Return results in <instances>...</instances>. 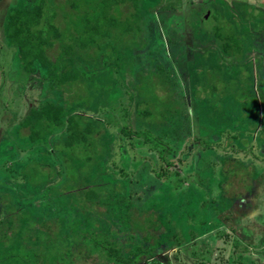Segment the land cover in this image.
<instances>
[{"label":"rangeland","instance_id":"rangeland-1","mask_svg":"<svg viewBox=\"0 0 264 264\" xmlns=\"http://www.w3.org/2000/svg\"><path fill=\"white\" fill-rule=\"evenodd\" d=\"M44 1L42 11H46V0L0 2V220L5 218V197L9 196L14 205L29 210L36 223L26 229L31 232L28 239L35 238L33 245L46 242L40 225L53 218H59L60 232L71 236L69 220L74 215L58 194L59 177L34 186L20 173L32 160L59 167L58 159L49 152L62 132L55 130L45 143L33 145L24 136L28 131H19L31 107L46 100L61 103L62 92L52 87L48 68L38 60L33 61L32 70H25L21 49L10 36L11 29H6L11 13L34 9ZM142 4L145 21L137 44L116 50L112 56L117 60L103 44L96 63L86 61L89 69H103L102 74L90 73L88 78L93 83L95 77L98 84L90 105L65 102L73 104L66 113L83 112L95 126L104 128L105 151L87 181H120L118 193L132 195L130 200L138 212L159 215L166 231L157 241L155 264L168 259L171 264H264V26L258 24L264 22L259 15L264 12V0H142ZM126 10L118 19L129 15ZM192 11L202 22L206 20L204 27L190 18ZM225 20L240 23L244 47L240 59L229 56L223 41L213 35L215 25L221 26ZM30 23L28 20L27 25ZM56 24L65 26L61 13ZM59 43L57 40L51 53L59 52ZM159 64L182 81L177 91L184 113L162 125H155L152 117L140 124L137 111L125 109L139 105L141 77L148 70L156 71ZM206 66L225 82L236 81L230 94L211 89L198 92L197 85H207L211 79ZM108 82L111 86L104 87ZM127 91L134 95L131 104ZM159 93L163 95L165 90ZM143 103L139 106L144 107ZM128 127L133 128L131 137L123 133ZM231 156L238 158L244 174L249 175L243 179L249 181L242 184L233 179L226 187L224 174L228 178L242 168L223 172L226 158ZM111 199L117 201V197ZM118 206L108 208L112 215L97 219L90 217L93 212L78 214L75 210L76 221L86 231L100 223V230L111 232L127 257L148 242L140 231H131L126 217L128 201L123 209ZM24 233L16 236L17 247Z\"/></svg>","mask_w":264,"mask_h":264},{"label":"trees","instance_id":"trees-1","mask_svg":"<svg viewBox=\"0 0 264 264\" xmlns=\"http://www.w3.org/2000/svg\"><path fill=\"white\" fill-rule=\"evenodd\" d=\"M43 5L45 1L37 3L34 9L17 10L11 13L6 29H11L10 36L15 37L19 46L16 45L21 49V57L26 60L25 70H32L33 61L38 60L48 68V78L53 83L52 87H57L62 92L61 103L46 100L42 102V105L35 104L30 109V115H27L22 122L19 131L21 133L28 131L24 136H29L33 145L45 143L46 136L55 130L62 132L55 148L49 152L56 156L59 167L54 169L44 161L32 160L28 162L25 169L20 171L21 177L26 178L34 186L59 177L58 194L65 198L63 204L69 206L74 215L76 210L78 214L93 212L91 218H105L113 214V211L108 208H116V205H120L117 209H123L125 202L128 201L126 217H128L131 231L143 233L148 244L142 246V249L137 246V251H132L126 257L121 244L111 235V232L100 230L101 228L98 227L100 223L91 231L82 229L80 226L83 223L80 220L76 221L78 219L76 214L69 220L73 228L71 236L60 232L62 224L59 218H53L40 225L44 230L42 240L46 242L42 241L38 245H33L35 238L28 239L27 236L31 232L26 230L36 226L32 215L29 210L27 212L24 208L14 205L11 198L6 196V205L3 209L5 218L0 220V264H155L156 254L159 251L157 241L166 231V225L162 223L158 214L138 212V208L133 206L130 200L132 195L127 197L119 194L118 190L121 189L122 182L114 184L87 181L91 170L100 161L105 151L104 128L102 125L95 126L83 112L66 113L71 110L73 104L69 103L72 101L85 103V107L90 105L93 99L92 92L98 88V84L95 77L93 83H90L88 78L90 73L102 74L103 69L99 67L89 69L86 61L96 63L98 52L103 44L106 45L112 59L114 58L112 54L122 49L124 45L137 44L145 21L142 14V0H56L55 2L46 0V11H42ZM126 7L125 13L129 15L118 19L123 15V9ZM59 13L64 18V28L56 24ZM34 14L38 17L31 18ZM259 15H262L260 19H264L263 11ZM189 16L193 18V21L198 20L201 27L206 25L204 23L206 20L202 22L198 19L195 11L194 13L192 11ZM247 16L249 18L250 13H247ZM28 20L31 21L30 25H27ZM256 20L258 22V19ZM258 24L264 26V22H258ZM216 26L213 28V35L223 41L222 46L229 56L240 59L244 47L241 42L243 33L238 29L239 21L233 24L225 20L221 26ZM32 27H35V30ZM71 29L74 32L70 31ZM64 31L67 34H64ZM24 32L28 35L21 36ZM66 38L68 42H65ZM57 40L60 42V50L51 53L52 48L57 45ZM28 44L29 47H25ZM236 52L241 54L237 55ZM114 60L117 59L114 58ZM166 69L164 64H159L156 71L148 70L138 84L141 95L139 105L144 102L145 106L134 105V109H130L129 106L125 109V111L136 110L140 124L148 117H152L150 121L152 120L155 125H162L176 114L184 113L182 96L177 91L182 81L174 78ZM205 71L211 79L207 85H202L200 82L197 85L198 92H208L205 89H211L227 95L234 89V85H237L235 80L231 83L225 82L223 77L207 66ZM110 86V82L104 85V87ZM161 89L165 90V94L159 93ZM127 92L130 95L131 104L134 95ZM68 100H70L69 103H65ZM65 115L68 116L65 118ZM157 115L158 117L154 118ZM124 130V134L132 136V127ZM146 140L149 141V136ZM237 160L235 156L226 158L224 173L228 174L229 170L234 168L239 170V166L242 167L237 174H228V178L224 174L226 187L233 182V179H238L243 184L246 182L243 178L249 177L245 175L246 172L244 174L243 166ZM111 197H117V201L115 202ZM110 218L111 216L107 221ZM20 231L25 232V238L17 247L16 236ZM196 236L197 234L193 233V237ZM180 245L178 243V246ZM162 251L165 253L164 250ZM168 260L162 264H171L170 259Z\"/></svg>","mask_w":264,"mask_h":264},{"label":"crops","instance_id":"crops-1","mask_svg":"<svg viewBox=\"0 0 264 264\" xmlns=\"http://www.w3.org/2000/svg\"><path fill=\"white\" fill-rule=\"evenodd\" d=\"M1 1H3V0H0V2H1ZM9 18H10V16L8 17V19H9ZM31 108H32V107H31ZM251 178H252V177H251ZM245 181H249V180L246 179ZM244 183H246V182H244ZM247 185H249V183H248ZM243 186H244V185H242L241 187H243ZM244 187H245V186H244ZM227 190H228V189H226V194H227ZM245 190H246V187H245ZM241 194H242V193H241Z\"/></svg>","mask_w":264,"mask_h":264}]
</instances>
